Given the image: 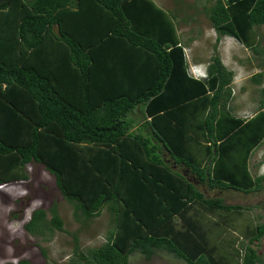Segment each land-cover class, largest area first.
Instances as JSON below:
<instances>
[{"label": "trees", "instance_id": "trees-1", "mask_svg": "<svg viewBox=\"0 0 264 264\" xmlns=\"http://www.w3.org/2000/svg\"><path fill=\"white\" fill-rule=\"evenodd\" d=\"M210 1L205 15L219 35L247 43L245 34L264 25V0ZM186 70L173 23L150 0H0V186L27 181L26 167L36 164L77 223L107 208L113 231L79 251L83 264H130L135 253L149 261L158 251L216 264L205 258L218 250L208 251L199 222L185 215L241 207L206 198L174 165L210 190L259 185L248 160L264 140V112L230 114L233 74L217 55L206 79ZM177 217L182 240L172 237ZM227 222L211 230L215 248L236 264L263 263L255 242L264 224L238 236ZM45 228L65 232L55 204L24 224L33 235ZM231 232L248 240L243 256L223 243Z\"/></svg>", "mask_w": 264, "mask_h": 264}, {"label": "crops", "instance_id": "crops-1", "mask_svg": "<svg viewBox=\"0 0 264 264\" xmlns=\"http://www.w3.org/2000/svg\"><path fill=\"white\" fill-rule=\"evenodd\" d=\"M150 1L158 9L167 13L173 23L176 37L183 47L186 71L189 77L196 80L206 79L199 78L198 75L203 74L207 77L208 65L212 57L217 55L221 64L233 74L230 84L232 98L227 106L230 114L235 118L247 120L260 111L264 112V25L254 26L250 32H247L244 36L248 39L246 43V40H238L228 35H219L215 31L205 15V9L213 3L210 0H205L206 3H203L200 9L194 7L195 5L188 4V14L183 13V11L179 12L178 8L182 5L179 0L171 1L174 5L173 8H168L166 0ZM206 4H209V6H205ZM180 14L185 17L180 18ZM181 21L184 23L183 26H188V34L184 41L178 29V26H180L178 22ZM214 45H216L215 50ZM259 48L262 49L259 50ZM258 56H262L259 62ZM182 92H186L185 84L181 87ZM253 92L256 93L255 96H251ZM174 166L176 170L182 172L187 178L189 177L206 198H221L226 205L241 207V211H237L234 214L215 212L213 215L194 207L185 215V219L192 218V220L199 222L198 226L203 239L206 242L209 241L208 251L212 253L214 250H218L216 255H211L205 260L209 259L208 261L216 264H236L229 254V250L222 248V251L221 247L215 248L217 238L214 239L211 230L216 223L224 226L227 221H231L227 223L233 226V230H237L235 233L239 236L242 234L246 235L249 230L251 231L253 225L261 224L259 221H261L264 213V202L262 204L259 203L258 198L264 197V140L253 150L248 160V170L252 179L260 181L259 185L248 192L231 188L210 190L206 186L198 185L194 181L193 176L188 174V169L180 165ZM106 210L108 211L107 208ZM174 221L175 231L172 233V237L173 239L182 240L180 234L184 230L182 226L184 221H182L181 217L175 218ZM235 233L231 232L224 235L222 241L225 245L240 251L241 256H243L248 240L241 237L236 239ZM262 239L259 242H255L257 252L262 256L263 261V263L259 264H264V253L261 251ZM159 252L163 251H158L157 253ZM178 260L185 262L182 259Z\"/></svg>", "mask_w": 264, "mask_h": 264}, {"label": "rangeland", "instance_id": "rangeland-1", "mask_svg": "<svg viewBox=\"0 0 264 264\" xmlns=\"http://www.w3.org/2000/svg\"><path fill=\"white\" fill-rule=\"evenodd\" d=\"M162 1V0H161ZM168 8H173L172 0H166ZM179 12L188 14V4L199 9L205 0H179ZM205 6H209L206 4ZM204 6V7H205ZM185 17V16H183ZM180 14V18H183ZM182 40L186 39L188 26L178 22ZM262 48H259V50ZM262 56H258V62ZM253 92L251 96H255ZM27 181L0 186V264H18L27 261L29 264H83L79 259V251L97 248L104 244L113 231V217L104 209L101 215L85 224L77 223L72 216V205L61 197L54 185L53 178L39 165L26 167ZM259 203L264 197L258 198ZM56 205L63 221L65 232L43 229L37 234L27 232L24 224L29 221L34 209L42 208L48 212ZM12 213L19 218L13 219ZM21 213V214H20ZM50 218V214H47ZM259 223L264 224V213ZM78 241L79 250H75L74 237ZM261 251L264 253V238ZM130 264H186L171 254L159 252L149 261L138 253L129 257Z\"/></svg>", "mask_w": 264, "mask_h": 264}, {"label": "built area", "instance_id": "built-area-1", "mask_svg": "<svg viewBox=\"0 0 264 264\" xmlns=\"http://www.w3.org/2000/svg\"><path fill=\"white\" fill-rule=\"evenodd\" d=\"M198 77H199V78H205L206 75L200 74V75H198Z\"/></svg>", "mask_w": 264, "mask_h": 264}, {"label": "clouds", "instance_id": "clouds-1", "mask_svg": "<svg viewBox=\"0 0 264 264\" xmlns=\"http://www.w3.org/2000/svg\"><path fill=\"white\" fill-rule=\"evenodd\" d=\"M206 78V77H205Z\"/></svg>", "mask_w": 264, "mask_h": 264}]
</instances>
